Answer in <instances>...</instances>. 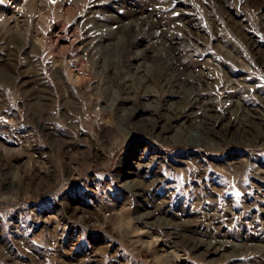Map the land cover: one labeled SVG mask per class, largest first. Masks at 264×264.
<instances>
[{"label":"rangeland","instance_id":"1","mask_svg":"<svg viewBox=\"0 0 264 264\" xmlns=\"http://www.w3.org/2000/svg\"><path fill=\"white\" fill-rule=\"evenodd\" d=\"M172 263L264 264V0H0V264Z\"/></svg>","mask_w":264,"mask_h":264},{"label":"bare ground","instance_id":"2","mask_svg":"<svg viewBox=\"0 0 264 264\" xmlns=\"http://www.w3.org/2000/svg\"><path fill=\"white\" fill-rule=\"evenodd\" d=\"M122 25V24H121ZM115 27V26H114ZM116 27H118V26H116ZM116 27L114 28V29H116ZM118 29V28H117ZM188 90V89H187ZM189 92H187V97L190 99L191 97V95L190 94H188ZM189 95V96H188ZM191 102H192V100H191ZM156 104V103H155ZM182 108L184 107V106H181ZM156 125V124H155ZM145 127V126H144ZM147 128V127H146ZM167 129V128H166ZM201 129V128H200ZM200 129H198L197 128V126H196V128H193V129H189L188 130V132H185V129H182V130H180V131H176V133H179L178 135L180 136V134L181 133H183L184 132V134L186 133L187 135V137H188V140L189 141H191L192 143H204L205 144V142H204V137H203V135H202V133H201V131H200ZM176 130H179V129H176ZM210 139V138H209ZM128 156V155H127ZM127 156H126V158H127ZM129 158V157H128ZM134 165V164H133ZM126 173H133V172H131V171H127ZM123 174H125L124 172H123ZM122 174V175H123ZM19 181V180H18ZM123 185L125 186V188L126 189H133V190H137L136 191V193H137V195H141L142 193H140V188H141V186L140 185H136V184H134V183H132V181L131 180H125V181H123ZM77 209H79V207H76L75 209H74V211L75 210H77ZM144 211H146V210H144ZM97 214V213H96ZM149 214V213H148ZM118 222L120 223V225H124V224H128V225H130V226H133V224H132V220H130V218H128V217H125L124 215H120L119 217H118ZM139 224V223H138ZM137 224V225H138ZM140 227V226H139ZM139 227H136V231H138L139 229ZM205 242H207V241H205ZM192 245V244H191ZM191 247V246H190ZM208 249H211L213 252H216L218 249H215V248H213L212 249V247H207ZM205 252V251H204ZM211 253V252H210ZM166 256V255H165ZM168 256H170V254L168 255ZM171 261V260H170ZM167 263H170V262H168L167 261ZM173 264V263H172Z\"/></svg>","mask_w":264,"mask_h":264}]
</instances>
